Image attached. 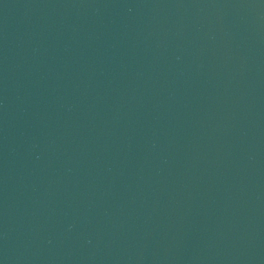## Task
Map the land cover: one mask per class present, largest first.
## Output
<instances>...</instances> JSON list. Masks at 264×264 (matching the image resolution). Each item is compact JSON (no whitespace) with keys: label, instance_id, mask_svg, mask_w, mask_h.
I'll use <instances>...</instances> for the list:
<instances>
[{"label":"water","instance_id":"95a60500","mask_svg":"<svg viewBox=\"0 0 264 264\" xmlns=\"http://www.w3.org/2000/svg\"><path fill=\"white\" fill-rule=\"evenodd\" d=\"M0 264H264V0H0Z\"/></svg>","mask_w":264,"mask_h":264}]
</instances>
